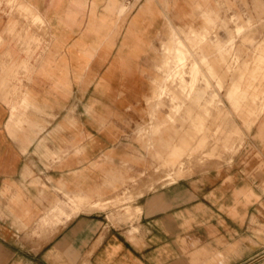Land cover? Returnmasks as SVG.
I'll return each mask as SVG.
<instances>
[{"label": "crops", "instance_id": "obj_1", "mask_svg": "<svg viewBox=\"0 0 264 264\" xmlns=\"http://www.w3.org/2000/svg\"><path fill=\"white\" fill-rule=\"evenodd\" d=\"M122 3L0 0V264H241L264 245V0ZM161 168L173 182L145 189Z\"/></svg>", "mask_w": 264, "mask_h": 264}, {"label": "rangeland", "instance_id": "obj_2", "mask_svg": "<svg viewBox=\"0 0 264 264\" xmlns=\"http://www.w3.org/2000/svg\"><path fill=\"white\" fill-rule=\"evenodd\" d=\"M120 10H121V12H124L126 10V8H125L123 3L121 4ZM248 10H249V8H248ZM238 22H239L238 20L234 19V20L230 21V24L236 26ZM212 26H215V25L213 24ZM253 26H254V24L253 25L249 24L247 27L251 28ZM263 59H264V57L260 58L261 61H263ZM230 63H231L230 64L231 65L230 69H232V71H236V69H239V67L234 68V66L238 64V57L237 58L236 57L233 58L232 62H230ZM253 65H254V68H255V69H253V73L251 71H249V74H248V77H249L248 78V80H249L248 90H251V89L252 90H257V88H259V54H258L256 60L253 62ZM263 65H264V62H263ZM251 81H253V82L251 83ZM255 82H258L257 85H255L256 84ZM247 101H248V99H247ZM255 102L256 103L253 104V105L256 107V104H257V108L258 107L260 108V105L264 102V96H261V99H259V94H258L257 97H256ZM235 117L240 118L238 116H234L233 118H235ZM253 124L254 123H249V125H247L245 128L247 130H250V128H251V126ZM234 139H235V137L232 138V142L233 143H234ZM219 152H220V154H217V155H204V154H201L200 156H197V159H192V162L190 163V165H186V167H188V166L194 167L195 170L199 169L201 171L207 170L209 162L211 163V161H213V160L216 161L217 167L218 166L219 167L223 166L224 164H227L228 161L230 160V158L235 155L236 148L234 146H232L229 149H225V150L224 149H220ZM257 169H259V166L257 167ZM168 172H169L168 168H161V169H157V171H153V173H151V175L148 176V177H151L150 180L148 181V184L150 183V185L147 186L145 189H149L150 187L151 188H155L158 185H164V184H166L168 182H173V180H171V179L170 180L161 181L160 177L166 176V174H168ZM143 182L144 181H142V180L136 181L135 186L136 187H141V184ZM126 191H127L126 189H123V192L121 193V195H123V196L117 197L114 200L110 199V200H107V201H103V200H101V198L99 196H97L95 199H91L92 201H95V202L89 203L88 208L96 210V209H101V208H104V207L107 208V209L108 208H119V207H122L123 206L122 204L124 202H126L127 200H130V199H133L132 198L133 197L132 192L129 191V193L126 194V193H124ZM142 193L143 192L140 191L137 194L140 195ZM59 204L61 206L63 205L62 202H60ZM138 213H139L138 209L131 210V208L129 206H126L124 208V211L122 213H118V214L121 217L130 218L133 215L138 214ZM70 214H72V213L70 212ZM123 222H126V221L124 220ZM253 247L254 248L258 247V250H256L251 255V257L248 258V260H246L245 262H243L241 264H264V245L262 247H260V248H259V245H255Z\"/></svg>", "mask_w": 264, "mask_h": 264}, {"label": "built area", "instance_id": "obj_3", "mask_svg": "<svg viewBox=\"0 0 264 264\" xmlns=\"http://www.w3.org/2000/svg\"><path fill=\"white\" fill-rule=\"evenodd\" d=\"M124 5L129 8V7H134L135 5H138L142 2V0H123Z\"/></svg>", "mask_w": 264, "mask_h": 264}, {"label": "bare ground", "instance_id": "obj_4", "mask_svg": "<svg viewBox=\"0 0 264 264\" xmlns=\"http://www.w3.org/2000/svg\"><path fill=\"white\" fill-rule=\"evenodd\" d=\"M125 8L127 9V7L125 6Z\"/></svg>", "mask_w": 264, "mask_h": 264}]
</instances>
